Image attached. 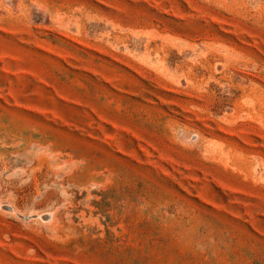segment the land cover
Instances as JSON below:
<instances>
[{"label":"rangeland","instance_id":"rangeland-1","mask_svg":"<svg viewBox=\"0 0 264 264\" xmlns=\"http://www.w3.org/2000/svg\"><path fill=\"white\" fill-rule=\"evenodd\" d=\"M0 264H264V0H0Z\"/></svg>","mask_w":264,"mask_h":264}]
</instances>
